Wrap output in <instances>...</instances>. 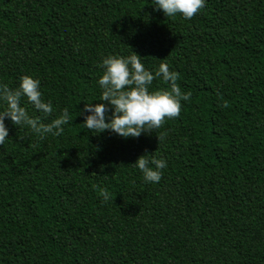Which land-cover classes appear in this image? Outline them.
Returning <instances> with one entry per match:
<instances>
[{"label":"trees","instance_id":"1","mask_svg":"<svg viewBox=\"0 0 264 264\" xmlns=\"http://www.w3.org/2000/svg\"><path fill=\"white\" fill-rule=\"evenodd\" d=\"M152 3L0 0V84L30 75L54 111L25 96L29 116H71L43 139L5 118L0 264H264V0H205L190 20ZM132 50L153 73L165 59L191 99L138 138L88 130L103 58ZM146 152L167 162L159 183L133 166Z\"/></svg>","mask_w":264,"mask_h":264},{"label":"clouds","instance_id":"2","mask_svg":"<svg viewBox=\"0 0 264 264\" xmlns=\"http://www.w3.org/2000/svg\"><path fill=\"white\" fill-rule=\"evenodd\" d=\"M154 10H162L166 17L182 16L190 20L204 7L205 0H153ZM132 49V48H131ZM141 56L132 50V54L125 57L108 55L103 58L100 67L103 73L98 83L102 88L99 101L107 103L85 102L79 115H84V127L98 134L111 131L123 138H138L142 133H152L163 128L165 122L176 119L182 110V101H189L192 93L183 92L177 83L180 74L172 71L165 59H160L158 69L153 73L145 68ZM162 77L167 88L150 89L153 81ZM27 97L35 109L45 115L54 111L51 101L45 102L40 91V81L30 75L20 77L19 86L11 88L7 84H0V102L4 108L0 110V145L9 137L5 118L18 126L24 125L36 133L41 139L47 134L60 136L64 132V125L71 120L68 108L52 119L51 123H43L37 118L30 117L25 107L21 106L22 97ZM222 107L229 105L225 101ZM111 111V115L107 113ZM157 136V135H156ZM166 133L157 136L158 142L163 141ZM150 153L140 155L133 166L142 173L146 183H159L162 170L167 167L163 158L149 156ZM102 203L112 201V193L107 189L100 192Z\"/></svg>","mask_w":264,"mask_h":264}]
</instances>
